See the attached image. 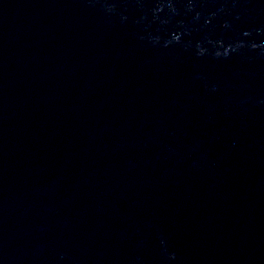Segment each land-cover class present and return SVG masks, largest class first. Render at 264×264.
<instances>
[{"label": "water", "instance_id": "95a60500", "mask_svg": "<svg viewBox=\"0 0 264 264\" xmlns=\"http://www.w3.org/2000/svg\"><path fill=\"white\" fill-rule=\"evenodd\" d=\"M0 264H264V0H0Z\"/></svg>", "mask_w": 264, "mask_h": 264}]
</instances>
